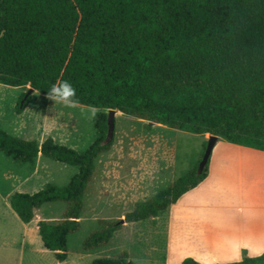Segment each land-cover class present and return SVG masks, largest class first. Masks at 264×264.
I'll list each match as a JSON object with an SVG mask.
<instances>
[{
  "label": "trees",
  "instance_id": "16d2710c",
  "mask_svg": "<svg viewBox=\"0 0 264 264\" xmlns=\"http://www.w3.org/2000/svg\"><path fill=\"white\" fill-rule=\"evenodd\" d=\"M62 80L76 89L79 105L100 111L86 153L52 138L39 146L0 128V154L16 164L32 167L41 154L78 168L66 187L47 185L10 198L24 224L46 204L65 205L60 222L38 223L44 249L60 263L68 259V236L80 230L96 162L114 142L103 146L108 111L264 152V0H0V84L29 86L47 97ZM25 95L16 104L18 115L31 101L21 104ZM207 141L191 171L121 221L156 220L201 184L209 161L200 175L197 169ZM121 221L99 220L83 251L109 246ZM92 264L134 263L123 252ZM231 264H264V255Z\"/></svg>",
  "mask_w": 264,
  "mask_h": 264
},
{
  "label": "rangeland",
  "instance_id": "374dc122",
  "mask_svg": "<svg viewBox=\"0 0 264 264\" xmlns=\"http://www.w3.org/2000/svg\"><path fill=\"white\" fill-rule=\"evenodd\" d=\"M28 89L29 86L12 88L0 84V128L13 137L39 142V133H34L31 137L24 129H30L34 118L41 119L44 130L51 122L50 129L53 132L60 129L57 132L59 135L67 133L65 139L60 138L62 142L76 144V148L72 147V143L65 147L79 154L86 153L96 140L94 117L100 111L79 104L74 108H66L61 104H54L36 91L31 95V104L29 103L28 108L24 110V118L21 119L17 116L16 104ZM53 107L56 109H52ZM146 125L149 126V123L121 113L115 116L112 148L102 154L96 162L95 174L85 197V208L80 219L81 227L78 232L68 236V259L64 263L58 262L52 252L46 251L39 233L34 235L32 231L40 221L52 224L60 222L65 205L60 202L44 205L37 213L35 221L30 224L29 231L32 235L28 239L25 235V224L11 210L10 201L6 198L8 194L15 193L35 194L47 185L66 187L78 174V168L42 158L45 165L42 164L41 168L44 173L46 172L38 183L42 189L39 188L35 192L33 189L13 191L16 184L8 181L5 176L16 172L22 166L0 154V264H92L95 259L112 258L123 252L129 254L134 264H164V220H160L155 228L150 224L154 220L122 223V229L115 233L112 243L106 248L90 252H84L82 249L83 242L99 229V220L121 221L137 203L152 198L173 181L191 171L202 155L204 139L209 137L192 135L159 125H152L148 131ZM49 131L45 130V135L50 134ZM129 167L136 168L133 173L134 181L133 179L126 181L128 179L123 178L129 174L124 171ZM150 170L157 173L158 170L162 171L165 180L159 181L161 176L159 172L156 180L149 181ZM155 172L150 175H154ZM132 186L134 190H139L140 197L131 191ZM126 192L134 195L126 197ZM25 239H28L30 244L24 245Z\"/></svg>",
  "mask_w": 264,
  "mask_h": 264
},
{
  "label": "crops",
  "instance_id": "0c3cea01",
  "mask_svg": "<svg viewBox=\"0 0 264 264\" xmlns=\"http://www.w3.org/2000/svg\"><path fill=\"white\" fill-rule=\"evenodd\" d=\"M24 114L25 111L17 116L23 119ZM40 120L34 118L30 129H24L21 122L31 137L34 133L40 134L39 142L36 141L39 146L48 137L62 146L72 143L62 142L60 138L65 139L67 133L59 135L57 132L60 129L53 132L50 121L45 130L51 133L45 135L44 124ZM72 145L76 148L75 143ZM42 158L39 154L32 167L22 166L5 176L8 181L16 184L13 191L33 189L35 192L41 187L39 180L46 175L41 168L42 164L45 165ZM135 170V167L124 170L129 174L123 178L134 181ZM159 170L158 173L150 170L148 180H156L157 174L162 172ZM153 172L155 174L150 175ZM163 180L165 175L161 174L159 181ZM131 191L140 197L141 193L134 190L133 186ZM125 194L126 197L134 195L128 192ZM12 195H7V201H10ZM160 220H164L165 224L164 264H182L185 259H192L199 264H231L241 262L245 257L264 255V152L233 145L218 138L209 159L206 179L152 221V228ZM31 223L25 224L28 239L32 232L34 235L38 233V226L34 231H29ZM28 239H25L24 245L29 243Z\"/></svg>",
  "mask_w": 264,
  "mask_h": 264
},
{
  "label": "water",
  "instance_id": "95a60500",
  "mask_svg": "<svg viewBox=\"0 0 264 264\" xmlns=\"http://www.w3.org/2000/svg\"><path fill=\"white\" fill-rule=\"evenodd\" d=\"M34 93V90L31 89L29 87L23 101L21 104H23V102L30 97L32 94ZM115 110H110L108 111V117H107V124H108V132H107V137L105 139V141L103 142V146L104 145H108L110 144L113 140H114V136H115V115H116ZM152 125H154L153 123H149V126L151 127ZM218 142V137L215 136H210L208 137V141H207V146L203 155L202 160L200 161L199 165H198V169H197V175H200L204 168L206 167L210 156L212 154V151L214 149V147L216 146ZM121 223H123V221H121Z\"/></svg>",
  "mask_w": 264,
  "mask_h": 264
},
{
  "label": "clouds",
  "instance_id": "9594fccd",
  "mask_svg": "<svg viewBox=\"0 0 264 264\" xmlns=\"http://www.w3.org/2000/svg\"><path fill=\"white\" fill-rule=\"evenodd\" d=\"M46 95L54 104H61L66 108H74L78 104L76 89L67 80L52 84Z\"/></svg>",
  "mask_w": 264,
  "mask_h": 264
}]
</instances>
